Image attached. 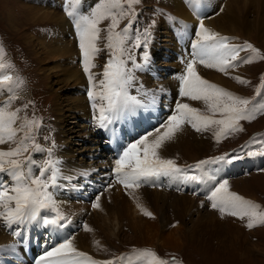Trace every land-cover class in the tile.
<instances>
[{"label": "snow or ice", "instance_id": "snow-or-ice-1", "mask_svg": "<svg viewBox=\"0 0 264 264\" xmlns=\"http://www.w3.org/2000/svg\"><path fill=\"white\" fill-rule=\"evenodd\" d=\"M82 0H65L64 11L67 16L73 20L76 35L78 37V46L82 54L83 71L88 74L90 89L88 96L92 101V108L98 109V116L95 117L96 123L100 128H108L116 121L120 120L134 112L138 107H143L140 99L136 95L130 94V87L134 80V70L143 69L149 61L148 49V31L144 32L143 42L137 38L134 47L139 50L143 48V63H138L136 58L130 54V49L126 47L128 33L131 23L125 26L122 31H116L119 24L117 14L113 9L120 7L119 0H100V2L91 10L90 15L82 14L78 11V6ZM131 5L134 0H127ZM123 16V13L120 14ZM104 19H110L108 25L107 45L109 58L103 66V79L99 81L100 92H94L96 85L93 83L94 74L90 69L95 67L92 63L93 56L101 50L96 46L101 38L100 33L104 31L99 24ZM233 38L223 36L204 26L203 19L195 30V39L191 41V59L186 60L184 74L180 77L179 96L187 97L192 101H202L206 106V111L192 107L189 103L177 101L171 114L166 120L155 128L154 132H149L141 136L132 143H129L122 154L115 160L113 173L117 181L125 189L140 187L141 184H156L161 177H169L180 181H200L203 175L204 166L216 164L218 162L231 163L234 159L240 157L236 154H227L214 159H205L189 165L187 168L177 166L173 159L161 158L158 149L166 141H170L177 130L184 124L190 125L196 131H204L209 128L218 129L215 131V138L219 140L221 136L237 130H242L240 121L252 120L254 116L264 111V103L249 107L250 101L231 91L226 90L214 83L204 79L196 70V64L199 63L207 68H215L224 74L236 67L241 61L240 51L248 49L252 54L244 63H250L253 58L264 60L259 49L252 44L230 43ZM131 61L132 67H128ZM8 65L0 63V94L7 88L9 92L13 91V85L16 81L9 75H4ZM234 79L241 84L248 83L243 78L236 76ZM22 83V81H21ZM10 99H15L14 96ZM100 101L99 105L97 101ZM9 101L0 103V144L16 143V147H10L8 150L0 149V174L6 173L10 176L11 187L8 183L0 180V206L4 208V222L11 227L13 224H21L25 221L36 220L41 210L54 208L53 194L49 189L57 188L58 170L54 161L48 162V167L41 168L39 175H32L31 170L25 171V165L33 163L31 155L24 159L19 157L23 152L28 151V145L25 141L32 139L31 133L36 121H29L26 117L17 125L21 118L18 113L21 109L15 111H6L5 105ZM27 105H25V108ZM25 128L28 132L24 137L17 140V133L23 132ZM39 149V145H33ZM249 155L253 153L249 152ZM51 169L52 175L46 176ZM192 171L201 174H189ZM100 197L97 195L96 200ZM208 199L211 201L213 209H219L221 213L226 210L232 216H238L240 219L248 218L247 227L253 228L256 224H264V211H259L260 206L251 200L245 199L237 193L230 191L228 181H217L210 190ZM14 204V206H13ZM97 203L93 207H98ZM143 210V209H142ZM147 216H152L151 212L145 211ZM63 217L56 219H43V224L47 226L64 227L61 223ZM84 228L87 230L88 225ZM20 235L19 232H14ZM12 247V246H8ZM140 255L146 261V264H169L168 261L161 260L150 250H142ZM151 258V259H149ZM123 259V257L121 258ZM114 264L112 260H96L83 251H79L74 246L70 238H65L61 243L44 252L37 264Z\"/></svg>", "mask_w": 264, "mask_h": 264}, {"label": "rangeland", "instance_id": "rangeland-1", "mask_svg": "<svg viewBox=\"0 0 264 264\" xmlns=\"http://www.w3.org/2000/svg\"><path fill=\"white\" fill-rule=\"evenodd\" d=\"M31 1H34L37 6L42 2L41 0H31ZM58 1L59 0H45L44 6L53 7L54 10H61L60 8L61 1L59 2ZM98 1L100 2V0ZM122 1H127V0H119V3H122ZM222 1L223 0H217L216 2L218 3V5L215 2L213 3L212 12L214 10H217V7L219 9ZM224 1L225 4L224 3L222 4L221 10L217 11L218 15L219 14L223 15L225 12L227 13L226 4L228 0H224ZM204 3L207 4V1L204 0ZM29 4L30 3L28 2V0H0V44L4 46V49L6 51L5 58L8 63V66L18 71L22 75V77L19 76L18 79L15 80L17 83L16 85H14L15 87L14 90L17 89L20 90H18L17 92V99L13 103H11L9 108L10 110L15 111L16 107L18 106V108L21 109L20 114H18V116L21 119L17 121V124H19L21 120H23V116L26 117L25 114L28 112L27 107L25 108V105H27V99L24 98L32 99L34 101L33 105H35L36 109L38 110V114L41 115L42 117L49 115L48 119H50L54 123L55 128H57V133H54L55 132L54 131L52 134V137L56 141L54 148H52L55 157H57L58 155L60 156V154L62 156V149L64 150L68 149L70 155L73 156L78 163L81 162L80 163L81 165L90 167V165L95 164L94 158L92 157L93 155L92 153H94V148L96 149L97 148L96 146L100 145V143H98L99 137L96 136L92 126L91 125L88 126V123L86 122V120L90 118V115L88 116V114H90L89 107L88 106L86 107L87 112L84 115L81 113L79 114V111H77V109L72 110L68 108L69 105H72L71 101L69 102L68 105V102L62 101L60 98H58V96H61L63 100L68 99V97L70 98V96L73 97L74 99H78L81 97L83 99H86V101L87 98L83 93L81 95L78 94L79 91L77 90L75 85H73L72 87L65 86L61 88L63 84L57 83L59 78L58 73L61 72L59 69H56L54 67V63L56 62L55 60L53 61L50 60L49 62L50 64L47 62L49 65L45 71L42 69L45 68L43 66L44 63L42 65L37 57L38 56L37 52L39 50L40 44L37 45L36 47V45L32 44V42L29 43L28 41L30 40L29 36H33L34 38L36 37L37 39L44 37L48 42H50L51 38L54 37L55 35L54 33L56 32L55 31L56 26L50 21H43L41 18H39L41 20H38V22H34L32 18L35 17V15L33 16V14L29 13V7L30 8L34 7V5L29 6ZM54 4H56V6H53ZM155 4H159V8L161 9H162L161 7L162 5L165 7L169 6L168 8L171 10V13L168 19L160 18V16L161 17L164 16L162 10L159 9L158 12L155 13L154 17L151 16L152 14L147 15L146 10L152 8ZM262 5L264 7V0L262 1ZM250 9L253 10L254 6L250 7ZM134 12L138 14V18L141 17L142 26L144 29L149 28L155 34L157 32L156 30L158 26L157 34L164 36L160 38V43L159 42L157 43L159 46H157L156 41L153 40L152 43L154 46L156 44L157 47H160L162 45L167 44V45H171L170 47L172 49L175 48L174 45L177 46V43L173 37L171 29H169L170 31L169 34L171 41L174 44L172 42H169L168 40L169 37L165 33V29L163 26V25L166 26L169 23V20L174 21L175 18L173 17H176V15H174L175 13L173 12L172 6H170L169 4V0H134V3H132L131 5L128 4L126 8L120 7V13H123L125 16L118 19L119 24L116 31H122L123 21L125 24L127 22V18H129ZM248 19L250 20L254 19V12L249 13ZM152 21H153V25L149 26L148 23H151ZM110 23H111L110 19H104L100 22V24L103 27V30H106L108 27V26H104V24H110ZM72 30H74V27L72 28ZM247 31H249L250 33H243L238 31L235 33L233 32L227 33L222 31L221 35L227 37L228 36L235 37L234 39L239 40L241 44H244V42H248L252 44L255 48L259 49L260 54L264 56V40L261 39L260 36L255 35L256 31L254 30V28L252 29L247 28ZM174 34L176 35V33ZM101 36H107V32L102 31L100 33V37ZM69 37L70 36L68 37L66 36V39H68ZM177 37L181 41V38L179 36ZM74 38L76 40V33L74 35ZM98 42H101V39H99ZM77 45H78V41H77ZM134 45H135L134 40L132 39L131 41V38H129L126 43V47L130 49V54L133 55L136 58L137 62L139 63L140 55L143 53V49L140 48L139 50H137L134 47ZM185 45L189 46L187 42ZM157 47L155 49H158ZM162 51L163 50H161L160 53H162ZM104 52H106L107 54L106 56L102 55L101 58L103 63L105 64L109 58L110 53L108 48H106ZM241 54H242L241 55L242 64L235 71H232L230 69L227 75L215 68H207L205 66L204 67L197 66L196 70L197 72L199 71V74L209 82L210 80L219 81V82L223 81L222 83L227 85V87L233 91L240 92L243 94H245L246 92L251 95L262 94L264 92V60L253 58L250 63H244L243 60L247 59L252 54L246 48L241 52ZM245 54H247V57ZM74 57H75V61L74 62L68 61L69 65L77 63L76 59L79 57L78 48L74 53ZM160 61L161 63H163L162 65L166 63L161 59ZM98 63L95 64L96 69L98 68ZM170 64L176 66L177 68L180 67V64L174 60L171 61ZM128 67L129 68L132 67L131 61L128 62ZM182 68L183 65L177 70L182 72ZM57 70L58 72L56 73L55 71ZM145 72L148 73L147 71ZM214 73L219 75L221 74L222 77L220 78L221 81L214 78V76L216 75V74L213 75ZM94 76L96 75L94 74ZM236 76L243 78L244 80L248 81V83L241 84L238 80L234 79V77ZM167 79L172 81L169 78ZM87 82H89L88 78H87ZM58 103H60L59 104L60 106L58 105ZM195 103H196V107L198 108H206V106L202 101H195ZM57 108L61 109L62 112L61 111L58 112ZM72 113H77V117H75V115H72ZM61 117H63L62 120ZM64 119L67 120L64 130L66 131L65 135L67 134L68 145L64 144V141L62 139L64 136L61 135L63 131V130L61 131V124H62L61 121H63ZM39 122L40 121L38 120V123ZM191 130L195 136L197 135L199 137H203L204 140L207 141L206 142L207 144L204 145L205 146L204 148H202V146H196L191 150H189L188 153L175 152L173 153V155L174 154L175 155L174 156L172 155L173 157L170 156L172 157V159L175 158L180 163L183 164L194 162L196 159L193 160L191 158L198 151H202L203 154L200 155V158L199 157L197 158L196 160L197 162L205 159H214L219 157L218 154H220L221 152L228 151L233 148H237L239 144H244L247 141L251 140V138H249V134H251L254 130L256 131L259 130L262 133H264V114H262L261 116H254V118L250 122H246L245 129L242 131L240 130L238 134H234V135L231 134L230 137L220 138L219 140L216 139L215 141L213 139L215 137V131H216L215 128H209L204 131H196L195 129H191ZM23 133L24 132H18V137H20ZM89 133L90 135H88ZM234 136H236V139L231 141L234 138ZM90 138H96L97 143H92ZM31 142L35 143V140L32 139ZM33 145L35 144H31V147H33ZM10 147L15 148L16 143L0 144V149L5 151L8 150ZM19 158L24 159L22 154ZM60 159L62 163H65L63 158ZM45 161H47V159L44 160V162ZM55 162H56L55 163L56 166L59 167L58 164L61 163H57L58 160L57 161L55 160ZM32 166H33L32 164L27 165V170L29 169L31 170ZM93 168L94 167H92L91 169L93 170L94 173L96 169ZM36 171L37 173H39L37 168ZM100 171H103V169H100ZM109 171L110 170H106V172L109 174L110 177V180H108L107 182L108 186L114 183L113 182L114 173ZM83 172L85 173L86 170H83ZM104 174L105 173H101V176H104ZM46 176H50V175L46 174ZM101 179L104 178L102 177ZM1 180H3V176ZM115 180L116 183L123 186L117 181V179ZM76 181L79 182L80 184H84L83 177L81 178L79 177ZM74 182H69V181L67 182L64 177V180L59 181L58 183L74 184ZM77 182L75 184H77ZM100 185H101V189L92 192V196H95L94 198H96L97 195L104 196L107 192L106 191L107 186L104 184V181H102ZM63 186L57 188L59 190L61 189L60 192L65 194L66 188H64ZM137 189L141 191L143 190L141 189V187ZM144 189L146 190L149 189L152 192L154 191V189L161 191L162 190L168 191L164 189L148 188V187H144ZM229 189L231 190L234 189L236 193L242 197L246 196L252 199L254 203L260 206L259 211H264V172L262 173L251 172L248 176L238 177L237 179L232 180V183L229 184ZM80 190H78V192ZM81 191H84L85 194L87 193L86 195H89L90 193L89 190H86L85 188L82 189ZM70 193H71L70 198L71 197L77 198L76 192L70 191ZM124 194L127 195L126 192ZM198 198L200 199V201L197 200V202L206 206V209L208 211L213 212L215 214L216 220H219L223 223L222 226L217 225L216 227L213 228V223L206 220H202V222H204L202 226H200L202 222L199 225H197L196 222L199 215L198 214L196 216L192 215L191 218L189 219L188 215H190L191 212L185 216V219L180 218V220L177 221L176 220L177 211H174L172 208H168L167 214L168 216L170 215L169 216L170 221H173V219H175V221L171 222V224L167 225V227L165 228H161L160 226H158L159 224L158 225L156 224L155 226L156 234L155 237L153 238L154 243H139L137 241L135 242L134 233L131 230H129L126 226H124L121 228L120 233L119 230H116L115 234L111 233L109 237L107 235L106 238L104 239L105 243L103 241L102 242L103 244L96 249L97 250L96 254L91 250L89 251L86 248H82L81 251L85 250L89 252V254L90 253L94 254L93 257L96 260H102V261L112 260L114 261V264H121L122 263L121 261H123L121 257L126 253L131 254L132 256L136 254L139 257L138 262L135 264H146V261L140 255L142 250H150L154 252L157 258L168 261L169 264H264V224H256V226L250 229L246 226L248 221L247 217H245L244 219H240L239 217L234 218L229 215L222 217V215H219V213L221 212L219 209L213 211L211 203L209 205L203 198L196 197V199ZM106 199L109 200V197H106ZM86 200H89V197ZM61 202L66 204L65 200H61ZM90 212H93V208L91 206L89 211L85 210V211H79V213H77V215L80 216L78 218L81 219L80 227L82 226V230L84 229V225L86 224L87 221L86 218ZM177 222L182 224H179ZM24 223L25 222L21 224ZM72 223L76 227L79 226L77 220H73ZM32 224L35 225L34 222H32ZM4 226L6 232L11 236L12 232L10 230V227L7 224L6 225L3 224V227ZM236 226H239V228H236ZM21 228L22 227H20L19 229ZM173 232H176V234L173 236L175 241L171 242L172 239L168 237V234H171ZM21 233L23 237L25 233H23L22 230ZM157 235H160L159 241L156 240ZM22 237L16 236V239ZM60 239L63 241V239L65 238L62 239L60 237ZM60 239L59 242L61 243L62 241ZM13 241L10 243V245H4L3 249L0 250L6 252L11 248L8 246H12L15 248V245H19L21 247L22 241H19L20 244H16L15 241L13 243ZM76 248H78L80 251L79 247L76 246ZM28 252H30L29 254L32 253L31 255L35 254V251L33 249ZM172 256H175L176 259L172 260Z\"/></svg>", "mask_w": 264, "mask_h": 264}, {"label": "bare ground", "instance_id": "bare-ground-1", "mask_svg": "<svg viewBox=\"0 0 264 264\" xmlns=\"http://www.w3.org/2000/svg\"><path fill=\"white\" fill-rule=\"evenodd\" d=\"M41 1L42 2L37 6L34 1L28 0V2L30 3L29 6L34 5V7H31V8L29 7V13L33 14V16L35 15V17L32 18L34 22H38V20H41V19L43 21L52 22L56 26L55 27L56 32L54 33L55 35L54 37L51 38L50 42H48L46 38L44 37L37 39L36 37L34 38L33 36H29L30 40L28 41L29 43L32 42V44L36 45V47L37 45L40 44V47H39L40 51L38 50L37 57L42 65L44 63L43 66L45 68H42V69L45 71L48 65L50 64L49 63L50 60L51 61L55 60L56 62L54 63V67L56 69H59L61 72V73H58L59 78H58L57 83L63 84L61 88L65 86L72 87L73 85H75L77 90L79 91L78 94L81 95L82 93H80V88H83L82 84H85L86 86L88 74L87 76L85 75L86 77V81H85L84 74L82 72V69L79 67L80 65L78 64V62L72 65L68 64V61H71V62L75 61L74 53L76 52V49L78 48V45H77L78 38H76L77 41L74 38V35L76 33L75 28L74 30H72V28L74 27V23L73 21H70L65 17V12H63V9L61 6L63 4V0H59L61 1V4H60L61 10H54L53 7L44 6L45 0H41ZM205 1H207V4L205 5H206V9L208 10V15L206 14L204 15L205 17H203L199 8L189 6L186 0H169V4L170 6H172L173 12L175 13L174 15H176V17H173L175 18L174 21L169 20V23L166 26L163 25L165 29V33L169 37L168 39L169 42H172L170 38V34H169L170 32L169 29H171L173 33H176V35L181 38V44L185 45L187 42V44L191 45V41L195 39V30L197 29L201 19H203V23L206 28L211 29L219 34H221L222 31L227 32V33L229 32L235 33L237 31L243 32V33H250L249 31H247V28H251V29L254 28V30L256 31L255 35L260 36L261 39L264 40V7L262 5L263 0H228L226 4L227 13L225 12L223 15L217 14L218 7H217V10H214L212 12L213 3L215 2L218 5V3L216 2L217 0H205ZM98 3H99L98 0H86L84 1V4L83 3L81 4L84 6L82 7L78 6V11L81 12L82 14L90 15L91 10ZM53 6H56V4H54ZM253 6H254V9L251 10L250 7H253ZM250 12H254L253 20L248 19V15ZM188 32L193 33V39L187 38ZM66 36L67 37L70 36V37L66 39ZM99 43L100 42L97 41V44ZM157 46L159 45L157 44ZM167 46L170 47L171 45H167ZM174 46L177 47L178 49H182L180 48L179 45L177 46L174 45ZM98 62H99V59L97 58V55H94L92 59V63L95 65ZM90 71L93 74H96V72H101V74L103 73V71H99V69L98 68L96 69L95 67H92ZM55 72L57 73L58 70ZM215 74L216 73H214L213 75ZM143 75L146 76L145 77L146 82L149 83L152 91L156 93H160L159 89L163 87L164 83L172 82L166 78L164 83L163 82L154 83L146 72H144ZM94 77L95 78H94L93 83L96 85V87L93 89V91L100 92L101 87L100 85L96 84L97 79H96V76ZM214 78L217 80H220V78L222 77H221V74L220 75L216 74ZM88 83L89 82H87V85ZM146 87L149 89V86H146ZM58 98H60L62 101L68 102V105H69V102L71 101L72 105H69L68 108L72 110L77 109V111H79V114L81 113L84 115L87 112L86 107L88 106V104H87L86 99H83L81 97L78 99H74L71 96L70 98L68 97V99L66 100H63L61 96H58ZM181 102L189 103L190 105L196 106L195 101H192L187 97L182 98ZM59 104L60 103H58V105ZM59 111L62 112L61 109H58V112ZM72 115H75V117H77V113H72ZM63 117H61V120L63 119ZM61 122H62L61 131L63 130L61 135L64 136L62 139L64 141V144L68 145L67 144V134L65 135L66 131L64 130L67 120L64 119ZM88 135H90V133ZM96 138H90V140L92 142L94 141V143H97ZM206 142L207 141L204 140L203 137H199L197 135L195 136L192 130L189 127L184 125L175 132V134L173 135V138L170 141H166L164 145L161 147V149H158V152L161 158H164V159L171 158L172 159V157L175 155V154L173 155V153L175 152L188 153L189 150H191L192 148L196 146H202V148H204L205 147L204 145L207 144ZM98 146L96 147L98 148ZM202 154H203L202 151H198L196 152L195 155L192 156L191 159L197 160V158L198 157L200 158V155ZM61 158H63L65 163H62L61 159H58L57 163H61L60 168L62 170L63 177H65V180L67 182L68 181L69 182L75 181V182L74 184L63 183V185L66 184L67 186L65 187L62 185L64 188H66L65 194L61 193L60 192L61 189L59 190L58 188L49 189L53 194L54 205H56L59 211H61L63 214L73 215L74 218L80 217L79 215H77L79 211H85V210L89 211L90 206L93 208V212H90L86 218L87 220L86 224L88 225V229L86 230L84 228L79 233L80 235L79 234L76 235L72 240L74 246L79 247L80 251L82 248H86L89 251L91 250L92 252L96 254V251H97L96 249L99 248V246L103 244L102 243L103 241L105 243L104 239L106 238V236L108 235L109 237L111 233L115 234L116 230H119V233H120L121 228L124 226H126L129 230H131L134 233L135 242L137 241L139 243H154L153 238L155 237V234H156V230H155L156 224L157 225L159 224L158 226H160L161 228H165L167 227V225L171 224V222L175 221V219H173V221H170V217H169L170 215L168 216L167 214L168 208H172L174 211H177V217H176L177 221H179L180 218L185 219V216L191 212V214L188 215L189 219L191 218L192 215L193 216L194 215L196 216L197 214L199 215L197 222H196L197 225H199L202 222V220L210 221L211 223H213V228L216 227L217 225L222 226L223 224L221 221L216 220L215 214L213 212L208 211L206 209V206L197 202V200L200 201L199 198L196 199L195 195L197 193H192V196H190V195L182 194L180 192L169 191V190L161 191V190L154 189V191L152 192L149 189L147 190L144 189L145 185L140 186L141 189H143L142 191L137 189L139 187H133V188H129L126 190L124 186L119 185L118 183H116V180H115L114 183L111 184L106 189L107 191L106 194L104 196H99L100 197L99 201H97L96 198L95 199L93 198L94 200L90 199L89 203H83V202H80L78 198H73V197L70 198L71 196L70 191L78 192V190L84 189L83 184H80L79 182L76 181L79 178L77 177V175L86 174L90 176V174H88V171L90 170L93 172V170L91 169L92 167L83 166L80 164L81 162L78 163L74 159V157L70 155L68 149H65V150L62 149ZM83 170H86V172L84 173ZM220 170H222V166L220 167ZM50 172L52 174V171ZM31 173L34 176L39 175V173H37L36 168L34 166L31 167ZM0 176H1L0 177V180H1L2 175ZM76 182L77 184H75ZM204 182L206 183L207 181L204 180ZM243 185H246V184H243ZM85 189L88 190L87 188ZM210 190L211 189H209L208 192H210ZM125 192L127 195L124 194ZM106 197H109V200L106 199ZM83 198L87 199L88 197L87 198L82 197V199ZM60 199L65 200L66 204L62 203ZM94 203H97L99 206L94 208L93 207ZM0 207H1L0 213H3L5 210L2 206ZM212 210L216 211V209H212ZM145 211L151 212L152 216L150 217V216L145 215L144 214ZM0 217L3 218V216H0ZM45 218L48 219L46 215H43L40 212L36 220L25 221L24 224H19V225L13 224L10 227L11 232L20 233V235H15V236L22 237L21 230L23 231V233H25V235L21 238L23 239V241L20 239L14 240L16 244H20L19 241H22L21 247L19 245H15V248L11 247L6 252L0 250V264L1 262H4L3 258L7 257L6 254L4 253L13 254V251H16L18 254L23 255L25 252L27 256V253L28 254L30 253L28 251H31L32 249L35 251L34 256L37 257L38 260H40V258L43 256L42 253L45 251L44 248L42 247L39 248L38 245H33V244L29 246H23V245L28 241L29 237L32 235V231L36 232V231H39L41 228L46 227L42 222V220ZM74 218L72 219V222L73 220H76ZM32 222H34L35 225H33ZM203 223L204 222H202L200 226H202ZM179 224H182V223H179ZM72 225L74 224L72 223ZM29 226L32 228L31 231L27 228ZM20 227L22 228L19 229ZM46 228H48V226ZM236 228H239V226H236ZM55 233L56 235L65 234L66 230L64 227L62 228L59 227L58 229L55 230ZM175 234L176 232L168 234V237L172 239L171 242L175 241V239L173 238ZM11 239L12 237L6 232V230L4 229V227L2 226L0 222V249H3L4 245H10V243L13 241ZM156 240L157 241L160 240V235H157ZM37 248H38V251H37ZM76 249L79 250L78 248ZM6 259L8 261L10 260L14 261L13 259H10L8 257ZM17 263L25 264L23 263V260H19Z\"/></svg>", "mask_w": 264, "mask_h": 264}]
</instances>
